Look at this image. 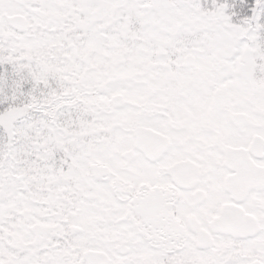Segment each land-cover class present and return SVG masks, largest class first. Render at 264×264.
<instances>
[{
    "label": "snow or ice",
    "instance_id": "1",
    "mask_svg": "<svg viewBox=\"0 0 264 264\" xmlns=\"http://www.w3.org/2000/svg\"><path fill=\"white\" fill-rule=\"evenodd\" d=\"M0 264H264V0H0Z\"/></svg>",
    "mask_w": 264,
    "mask_h": 264
}]
</instances>
